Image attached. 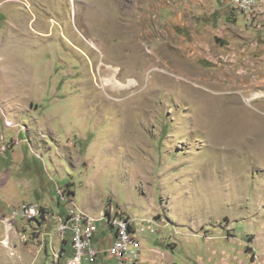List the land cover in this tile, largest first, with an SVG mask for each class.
Here are the masks:
<instances>
[{"label":"rangeland","instance_id":"rangeland-1","mask_svg":"<svg viewBox=\"0 0 264 264\" xmlns=\"http://www.w3.org/2000/svg\"><path fill=\"white\" fill-rule=\"evenodd\" d=\"M19 131L36 203L152 224L137 264H264V3L0 0V147Z\"/></svg>","mask_w":264,"mask_h":264},{"label":"crops","instance_id":"crops-1","mask_svg":"<svg viewBox=\"0 0 264 264\" xmlns=\"http://www.w3.org/2000/svg\"><path fill=\"white\" fill-rule=\"evenodd\" d=\"M230 5L233 17H239L240 13L234 10L231 3ZM18 134L20 142L13 148L0 147V264H48L47 259L52 264H67L73 254L71 236L67 235L62 239L56 232L58 215H64L66 210L53 211L47 204L36 203L44 198L45 189L42 187L40 190L38 180L26 179L21 173V167L31 165L32 153L21 152L19 148L28 141L24 132L19 131ZM36 158L39 159L37 156ZM22 203L47 207L53 217L34 221L11 220L12 208ZM104 230L112 235L113 240L112 231L105 227ZM95 244L104 249L98 234ZM54 250L59 253L58 262L54 258ZM150 255L146 254V257L151 258ZM103 259L111 258L101 255L96 262L89 264H100Z\"/></svg>","mask_w":264,"mask_h":264},{"label":"built area","instance_id":"built-area-1","mask_svg":"<svg viewBox=\"0 0 264 264\" xmlns=\"http://www.w3.org/2000/svg\"><path fill=\"white\" fill-rule=\"evenodd\" d=\"M237 13L252 18L256 14H249V7L261 5L264 0H229ZM56 193L60 205L66 206V213L58 215L56 232L60 238L71 236L73 254L67 264H88L96 262L101 255H107L117 260L120 264H137L141 259V247L143 241L141 235L152 230V224H133V218L121 214L115 210H106L109 223L104 224L114 234V239L108 248L102 249L95 244V238L99 232L96 221H87L80 216V209L74 201V195L69 188L57 185ZM50 211L47 207L35 203H22L12 208L11 220L20 219L34 221L43 219V212ZM59 257V255H57ZM254 259L252 264H257Z\"/></svg>","mask_w":264,"mask_h":264},{"label":"bare ground","instance_id":"bare-ground-1","mask_svg":"<svg viewBox=\"0 0 264 264\" xmlns=\"http://www.w3.org/2000/svg\"><path fill=\"white\" fill-rule=\"evenodd\" d=\"M260 6L261 5H252L251 7H249V14H256V13H258L260 11ZM131 85H135V83L131 81L130 82V86ZM115 86L117 88V82H116ZM248 102H251L250 99L248 100ZM111 210H114V209H111ZM50 215H51V211H45V212H43V218H48ZM80 216L85 217V220H87V221H96V222L102 221V222H105L106 224L109 223V216H106V215L104 217L98 219V220H95L92 217H90L87 214H85L82 211H80Z\"/></svg>","mask_w":264,"mask_h":264},{"label":"trees","instance_id":"trees-1","mask_svg":"<svg viewBox=\"0 0 264 264\" xmlns=\"http://www.w3.org/2000/svg\"><path fill=\"white\" fill-rule=\"evenodd\" d=\"M72 192V191H71ZM73 193V192H72ZM74 194V193H73ZM89 264V263H88Z\"/></svg>","mask_w":264,"mask_h":264}]
</instances>
